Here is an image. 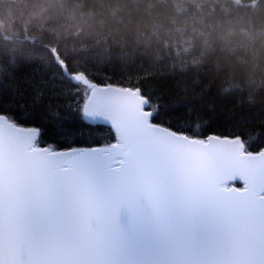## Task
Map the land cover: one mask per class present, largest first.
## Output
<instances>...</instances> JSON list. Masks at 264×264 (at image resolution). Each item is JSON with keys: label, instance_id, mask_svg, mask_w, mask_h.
Segmentation results:
<instances>
[{"label": "snow or ice", "instance_id": "obj_1", "mask_svg": "<svg viewBox=\"0 0 264 264\" xmlns=\"http://www.w3.org/2000/svg\"><path fill=\"white\" fill-rule=\"evenodd\" d=\"M144 7L149 17L157 7L170 13L152 23V36L164 29L187 44L189 30L204 35L196 25L242 5L156 0ZM107 10L120 24L136 23L117 19L122 6ZM52 35L51 65L91 92L82 118L110 122L117 142L49 150L38 146L40 129L0 112V264H264V148L253 153L240 137L196 138L164 127L140 88L98 86ZM241 181L242 188L229 187Z\"/></svg>", "mask_w": 264, "mask_h": 264}, {"label": "trees", "instance_id": "obj_2", "mask_svg": "<svg viewBox=\"0 0 264 264\" xmlns=\"http://www.w3.org/2000/svg\"><path fill=\"white\" fill-rule=\"evenodd\" d=\"M149 2L156 0H4L0 112L17 124L39 128V145L53 150L116 142L111 127L82 118L83 87L73 86L51 65L46 49L56 46L55 32L60 47L75 57L73 64L86 69L96 84L140 88L151 98L153 111L158 110L157 123L193 137H241L248 150L260 151L264 0H238L242 7L218 11L208 26H195L203 36L189 30L187 44L164 29L152 36V23H163L170 13L157 7L151 17L145 15ZM77 4L81 7L75 8ZM110 5L125 8L117 19L136 23L126 26L113 20ZM21 16L22 24L13 27L12 21ZM81 17L82 24L77 22ZM109 28L118 39L109 38Z\"/></svg>", "mask_w": 264, "mask_h": 264}, {"label": "water", "instance_id": "obj_3", "mask_svg": "<svg viewBox=\"0 0 264 264\" xmlns=\"http://www.w3.org/2000/svg\"><path fill=\"white\" fill-rule=\"evenodd\" d=\"M98 86H100V87H103L104 85H99V84H97ZM113 86H116V85H113ZM120 87V86H119ZM132 88V87H131ZM133 89H135V88H133ZM90 95H91V93H90ZM89 95V96H90ZM91 123H94V124H97V123H101V124H105V125H107V126H109V127H111V129L114 131V133H115V129H114V126L110 123V122H105V121H101V120H97V121H91V120H89ZM20 127H23V128H37V127H29V126H24V125H20V124H18ZM162 125V124H161ZM164 126V125H163ZM164 127H167V126H164ZM167 128H169V127H167ZM39 129V128H38ZM171 129V128H170ZM171 130H173V129H171ZM173 131H175V130H173ZM175 132H177V131H175ZM178 133H181V132H178ZM184 135H187V134H185V133H183ZM187 136H189V137H193V136H190V135H187ZM211 136H215V137H220V138H234V137H229V136H220V135H216V134H212V135H210V136H208V137H211ZM196 138H199V137H196ZM241 138V137H240ZM117 142V141H116ZM116 142H114V143H116ZM114 143H112V144H114ZM109 145V144H108ZM108 145H101V146H92V147H74V148H70V149H62V150H56V151H58V152H62V153H68V152H71V151H78V152H87V151H90V150H103V149H105V148H107V146ZM39 147H46L47 149H49V150H53V149H50L49 147H47V146H40V145H38ZM264 148V147H263ZM257 152H259V151H257ZM253 153H256V152H253ZM239 183H241V185H238L236 182H229V187H237V188H242L243 187V182L241 181V182H239Z\"/></svg>", "mask_w": 264, "mask_h": 264}, {"label": "rangeland", "instance_id": "obj_4", "mask_svg": "<svg viewBox=\"0 0 264 264\" xmlns=\"http://www.w3.org/2000/svg\"><path fill=\"white\" fill-rule=\"evenodd\" d=\"M83 89H84V93H85V94H84V97H85L86 102H87V99H88L87 97L90 95L91 92H90V90H88L87 88H84V87H83ZM86 102H85V103H86ZM50 149H51V148H50Z\"/></svg>", "mask_w": 264, "mask_h": 264}]
</instances>
